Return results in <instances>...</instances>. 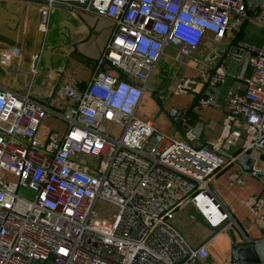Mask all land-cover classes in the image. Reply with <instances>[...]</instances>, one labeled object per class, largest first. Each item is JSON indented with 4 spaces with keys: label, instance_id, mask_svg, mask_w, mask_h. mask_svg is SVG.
<instances>
[{
    "label": "built area",
    "instance_id": "1",
    "mask_svg": "<svg viewBox=\"0 0 264 264\" xmlns=\"http://www.w3.org/2000/svg\"><path fill=\"white\" fill-rule=\"evenodd\" d=\"M44 1L35 2L42 18L53 3L76 6L107 19L110 33L86 84L58 89L70 102L63 112L34 99L29 87L0 84V264H235L212 261L169 216L193 203L211 224L233 222L226 209L212 221L201 200L212 202V178L233 160L213 149L243 138L238 157L264 154V48L241 44L247 56L224 100L228 121L239 119L245 133L230 127L213 149L194 144L199 137L190 126L184 136L168 134L136 108L165 48L189 56L207 32L214 42L238 32L248 0ZM253 19L264 26V0ZM38 60L37 50L29 60L32 78ZM226 78L219 62L190 111L214 105ZM195 82L184 78L175 91L186 93ZM49 112L67 127L41 140L37 131ZM113 126L121 128L117 136ZM82 152L94 162L84 163ZM246 205L264 231L261 197Z\"/></svg>",
    "mask_w": 264,
    "mask_h": 264
},
{
    "label": "crops",
    "instance_id": "2",
    "mask_svg": "<svg viewBox=\"0 0 264 264\" xmlns=\"http://www.w3.org/2000/svg\"><path fill=\"white\" fill-rule=\"evenodd\" d=\"M259 2L248 0V17L238 32H228L219 42H214L212 34L207 32L191 55L177 54L175 50L165 48L158 59L148 86L157 91V99L167 111L175 108L180 113L188 109L203 82L219 62L227 69L226 83L219 87L215 104L202 108L197 114L189 113L183 123V128L190 126L193 134L199 137L194 144L216 146V142L224 139L230 127L245 133V125L239 119L228 121L224 97L228 87L236 85V73L240 71L247 56V49L241 44L264 48V26L253 19ZM65 6H51L47 16L42 18L40 4L25 0H0V84L18 91L29 87L34 99L56 112H63L70 105L68 100L57 95L58 89L63 85L82 88L86 84L95 60L108 39L111 25L107 19L85 12L80 7ZM52 13L55 17L48 26ZM41 22L44 23V30L40 28ZM48 29L55 30V34L46 49L44 44ZM232 40L243 48L242 55L229 53L221 57L218 50ZM71 43H75V47ZM37 50V73L32 78L29 74V60ZM110 71L115 73L112 69ZM184 78H193L196 82L188 92L177 93L176 85ZM158 107L144 91L136 114L142 119L153 121ZM158 116L161 118L160 123L154 124L157 129L180 136L162 112ZM66 127L64 119L49 112L38 128L37 137L43 140L50 132L61 136ZM241 144L243 138L236 146L224 147L223 150L233 154L241 148ZM252 162L264 169L260 162ZM211 189L216 196L212 202L201 200V204H207V215L215 221L218 211L223 213L226 209L232 223L217 231L225 220L216 225L211 224L193 203L176 208L170 214L169 222L191 245L204 244L212 261L230 262L228 231L232 230L235 240L241 242L264 238L263 224L246 205L249 198L260 196L262 206L259 212L264 215V179L244 172L230 161L214 174Z\"/></svg>",
    "mask_w": 264,
    "mask_h": 264
},
{
    "label": "water",
    "instance_id": "3",
    "mask_svg": "<svg viewBox=\"0 0 264 264\" xmlns=\"http://www.w3.org/2000/svg\"><path fill=\"white\" fill-rule=\"evenodd\" d=\"M32 1L37 3H46L44 0H25ZM51 6H59V7H67L62 4L53 3ZM72 46L75 47V43H71ZM218 50V54L221 57L226 56L227 54H239L242 55L243 48L238 46L235 40L229 42V44L223 49ZM122 77L127 78L124 74H121ZM210 75V74H209ZM208 75V77H209ZM133 83H137L134 82ZM206 80L202 84L201 90L198 92L196 97L194 98L191 105L202 96L204 89L206 87ZM146 92L151 94L153 100H157V91L147 86L145 88ZM159 110L156 113V117L162 112L165 114L169 123L174 127V129L181 135L184 136V128H183V119L187 118L189 111L191 110V105L184 113H180L177 109L172 108L167 111L162 105L161 102L158 101ZM201 146H207V144H202ZM197 148V146H195ZM212 148V147H211ZM213 149V148H212ZM216 154L223 156L225 159H233L231 162H234L238 165L244 172L254 174L264 179V169L255 168L251 165L253 160L264 163V154L260 153L259 155L252 157L248 154H245L241 157H238V153H240L241 149H237L233 152V154H229L222 149H213ZM227 226V222L217 228V231L224 229ZM228 237L230 240V258L231 262L235 264H264V238L258 241H236L235 237L232 233V230L228 231Z\"/></svg>",
    "mask_w": 264,
    "mask_h": 264
},
{
    "label": "rangeland",
    "instance_id": "4",
    "mask_svg": "<svg viewBox=\"0 0 264 264\" xmlns=\"http://www.w3.org/2000/svg\"><path fill=\"white\" fill-rule=\"evenodd\" d=\"M55 17V14L54 13H52V15H51V19H50V17H49V21H48V26L49 25H51L52 23H53V18ZM49 31H50V33H49ZM54 31L55 30H49L48 29V33H47V37H46V40H45V46H46V49H48L49 48V44H50V42H51V38H52V36L55 34L54 33ZM229 68V67H228ZM146 92V91H145ZM146 96L147 97H149V99L150 100H153V98L151 97V94L149 93V92H146ZM158 100V99H157ZM157 100H153L154 102H156V104H158V101ZM158 106H159V104H158ZM159 110V107H158V109L156 110V112H155V117H153V121H154V124L156 125V123L158 122V123H160L159 122V120L161 119L160 118V116H158V117H156V113H157V111ZM164 114V113H163ZM137 115V114H136ZM165 115V114H164ZM138 116V115H137ZM139 117V116H138ZM140 118V117H139ZM142 119V118H141ZM168 120V119H167ZM185 129H187V127L185 126L184 127ZM113 132H112V135L113 136H117L118 135V133H117V131H119L121 128H120V126H113ZM116 131V132H115ZM161 131H163V130H161ZM164 132V131H163ZM46 135V134H45ZM46 138H47V136H46ZM45 138V139H46ZM45 139H43V140H45ZM81 160H83V162L84 163H86V164H92L93 162H94V159L91 157V156H89L88 154H86V153H84V152H82V153H80V157H79ZM262 165H264V163H262ZM259 168V167H258ZM21 192H24V190H21Z\"/></svg>",
    "mask_w": 264,
    "mask_h": 264
},
{
    "label": "trees",
    "instance_id": "5",
    "mask_svg": "<svg viewBox=\"0 0 264 264\" xmlns=\"http://www.w3.org/2000/svg\"><path fill=\"white\" fill-rule=\"evenodd\" d=\"M189 113H191V111H189ZM189 113H188V114H189ZM190 121H191V120H190Z\"/></svg>",
    "mask_w": 264,
    "mask_h": 264
}]
</instances>
